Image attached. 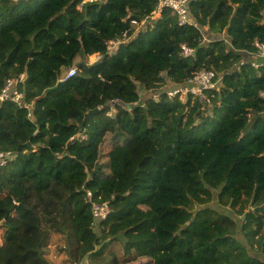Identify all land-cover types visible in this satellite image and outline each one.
I'll return each instance as SVG.
<instances>
[{"label": "trees", "instance_id": "16d2710c", "mask_svg": "<svg viewBox=\"0 0 264 264\" xmlns=\"http://www.w3.org/2000/svg\"><path fill=\"white\" fill-rule=\"evenodd\" d=\"M157 3L0 0V92L23 73L33 104L0 103V153L17 154L0 165V249L23 241L17 264H54V237L69 264H233L244 245L243 264H264V62L251 65L264 0H189L195 24L163 9L136 29ZM206 28L217 38L206 42ZM73 62L76 74L58 81ZM201 69L216 74L205 98L168 94ZM201 116L203 135L176 131ZM236 117L249 129L239 138ZM87 191L109 201L104 220Z\"/></svg>", "mask_w": 264, "mask_h": 264}, {"label": "built area", "instance_id": "2783aa9c", "mask_svg": "<svg viewBox=\"0 0 264 264\" xmlns=\"http://www.w3.org/2000/svg\"><path fill=\"white\" fill-rule=\"evenodd\" d=\"M188 1L189 0H158L155 10L151 13L148 19L142 20L141 24H143V22H148V23L150 21L152 22L154 19L153 17L159 15L163 9H169L173 14H175L177 16V20L180 25L192 24V23L195 24L188 15V10H189L187 6ZM260 16H261V22H264V10H261ZM253 46H255L256 48L255 50L256 57L264 58V42L255 40ZM192 52L193 50L191 48L182 45V54L184 56H188L192 54ZM259 64L261 63L257 61L255 62L252 61L251 63V65L253 66H258ZM76 72H77V68L75 66L73 67L71 66L68 68L65 74H62L60 76L58 80L59 81L67 80L73 77L76 74ZM23 77L24 75L20 74L18 77L8 78L5 81L4 86L0 92V103L3 101H10L15 103L19 107H24L31 111L33 109V104L28 103L25 100L24 98L25 94L19 88V84L23 79ZM215 80H216V74L213 70L201 69L194 75L192 79L189 80V82L191 83L190 86H185L180 89H174L172 91H168V94L169 95L171 94L170 96H175L177 94L186 96L188 93H191L194 95H199L201 98H205L203 96V90L214 87ZM6 89H7V94H5ZM85 199L89 203L92 215L96 221L104 220L107 217L110 211L109 201H102V202L95 201L90 191L86 192Z\"/></svg>", "mask_w": 264, "mask_h": 264}, {"label": "clouds", "instance_id": "9594fccd", "mask_svg": "<svg viewBox=\"0 0 264 264\" xmlns=\"http://www.w3.org/2000/svg\"><path fill=\"white\" fill-rule=\"evenodd\" d=\"M134 36V33H133ZM133 36L127 37L128 39H132ZM97 57L95 55H92L89 57L88 62L91 63L94 61ZM23 74V73H22ZM24 75V74H23ZM59 81V80H58ZM50 86L55 87V84L50 83ZM46 90V89H45ZM5 94H7V89L5 90ZM25 94V93H24ZM42 92H37V95H42ZM262 96H264V92L260 93ZM171 95V94H170ZM25 96V95H24ZM31 103V102H28ZM18 106V105H17ZM19 107V106H18ZM27 109V108H26ZM261 110L264 111V105H261ZM202 111L204 109L202 108ZM209 116H211L210 112H207ZM252 114L254 115L255 112L253 111ZM203 117H198L196 119H193L191 121H188L187 117L185 118V123L176 129L178 133H181L183 135H203L204 129H198L194 127L196 125L198 119H202ZM233 128L236 132V138H239L240 136H243L246 132L249 131L248 129V123L246 121H242L241 118L236 117L233 120ZM6 150L3 153H0V155H3L4 160H0V165H4L5 160H13L16 157V153L12 151L7 145L5 146ZM7 166L5 165V168ZM17 185H5L4 186V194H9V189H12L13 192H16ZM22 190V188H20ZM13 203L18 202V199H13ZM5 206H10L8 204H5ZM186 223V222H185ZM4 231V229H0V232ZM23 241L17 240L13 241L9 246L0 249V254H2V259H0V264H17V257L14 255L19 249L17 248V244H21ZM237 252H239V255L236 257V259L233 261V264H243V262L247 259L249 252L251 251L250 248H248L247 245H244L243 247L237 248Z\"/></svg>", "mask_w": 264, "mask_h": 264}, {"label": "rangeland", "instance_id": "374dc122", "mask_svg": "<svg viewBox=\"0 0 264 264\" xmlns=\"http://www.w3.org/2000/svg\"><path fill=\"white\" fill-rule=\"evenodd\" d=\"M84 1H87V0H83ZM81 5H79L78 7L80 8ZM159 17V15H157L156 17H153L154 19L153 20H156L157 18ZM152 23L151 21L149 23H146V22H143V24H136L135 28L136 29H139V27H144V26H150ZM144 25V26H143ZM201 32L203 34V37H204V40L207 42L208 40L210 39H214V38H217V34H212L211 32L208 31V29L206 28V31H202L201 29ZM221 37L225 38L226 40H228L224 34L220 35ZM115 46L116 44H113L111 45L110 47L113 49H115ZM92 56V55H90ZM90 56H87V58H83L82 56V62L85 63V62H88L89 60V57ZM97 58L95 60L98 59V56L95 55ZM81 57V56H80ZM79 57V58H80ZM257 59H260V60H263L262 58H258V57H255ZM79 59H77L78 61ZM94 60V61H95ZM76 61V62H77ZM94 61H92L91 63H93ZM258 61V60H256ZM76 62H73L72 64V67L75 66L74 64ZM89 63V62H88ZM90 63V64H91ZM68 69H63L62 73L61 74H65L67 72ZM141 88V87H140ZM140 93H141V100L145 99L146 97H150V94L148 91L146 92L144 89H140ZM156 93L153 94V96H155ZM114 107H110V112L107 113V115H114L115 114V110L113 109ZM211 206L216 208L217 210L221 211V212H226L228 210V208H223L221 206H219L218 204H216V202H212L211 203ZM233 216V215H232ZM3 226H2V223H0V229H2ZM97 232L99 233L100 232V229L97 230ZM54 238H52V240L49 242L48 246H47V249H46V255L48 256V258L53 261L54 264H69L68 260H67V255L64 251L62 250H59L56 248V244H57V241L54 240ZM3 242V231L0 232V245L2 244ZM65 243H63L64 245ZM144 260H141L139 259L138 262L136 264H140L142 263ZM80 264H87L86 260H84L83 262H81Z\"/></svg>", "mask_w": 264, "mask_h": 264}, {"label": "water", "instance_id": "95a60500", "mask_svg": "<svg viewBox=\"0 0 264 264\" xmlns=\"http://www.w3.org/2000/svg\"><path fill=\"white\" fill-rule=\"evenodd\" d=\"M30 53H31V51H29V56L31 55ZM30 61H31V58H30V60L27 62V66L30 64ZM98 110H99L98 107L95 108V109H92V110L88 111V112L84 115V117H90L93 113L97 112Z\"/></svg>", "mask_w": 264, "mask_h": 264}, {"label": "crops", "instance_id": "0c3cea01", "mask_svg": "<svg viewBox=\"0 0 264 264\" xmlns=\"http://www.w3.org/2000/svg\"><path fill=\"white\" fill-rule=\"evenodd\" d=\"M254 59L258 60V62H264V58H262L263 60H260V59H257V58H253L252 60H254Z\"/></svg>", "mask_w": 264, "mask_h": 264}]
</instances>
